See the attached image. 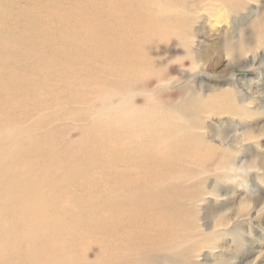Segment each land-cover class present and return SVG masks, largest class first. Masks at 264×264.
Instances as JSON below:
<instances>
[{
    "label": "rangeland",
    "instance_id": "rangeland-1",
    "mask_svg": "<svg viewBox=\"0 0 264 264\" xmlns=\"http://www.w3.org/2000/svg\"><path fill=\"white\" fill-rule=\"evenodd\" d=\"M102 1L0 0V264H264V0ZM119 78L138 93L103 108ZM128 109L187 142L114 162ZM125 163L162 181L116 193Z\"/></svg>",
    "mask_w": 264,
    "mask_h": 264
},
{
    "label": "bare ground",
    "instance_id": "bare-ground-1",
    "mask_svg": "<svg viewBox=\"0 0 264 264\" xmlns=\"http://www.w3.org/2000/svg\"><path fill=\"white\" fill-rule=\"evenodd\" d=\"M102 1V0H101ZM119 1V0H118ZM189 1H190V6L191 7H198V6H200V7H202L204 10H207V9H209V8H212V6H214L215 5V3L216 2H221V1H224V0H182V2H183V5H185V7H186V5H188L189 6ZM103 2V1H102ZM180 2V1H179ZM104 3H106V2H104ZM162 4H165V3H161V5ZM181 4V6H182V3H180ZM156 5V4H155ZM157 5H158V3H157ZM167 5V4H166ZM169 6H171V5H169ZM177 6H179L178 4H177ZM180 6V7H181ZM97 6H95V8H96ZM105 7V6H104ZM184 7V6H183ZM107 8V7H106ZM173 8H175V7H173ZM187 8V7H186ZM97 9V8H96ZM163 9V8H162ZM169 9V8H168ZM181 9H183V8H181ZM116 10V9H115ZM120 10V9H119ZM174 10V9H173ZM176 10H179V9H176ZM112 11V10H111ZM114 11V10H113ZM187 11V10H186ZM178 14V13H177ZM111 15V14H110ZM130 16V15H129ZM1 17V16H0ZM112 17V16H111ZM178 17V16H177ZM176 18V17H175ZM2 19V18H1ZM106 19V18H105ZM136 19H138L137 17H136ZM177 19V18H176ZM129 20H130V18H129ZM177 20H179V22H177L176 24H179L180 23V20L181 19H177ZM108 21V20H107ZM111 21V20H110ZM135 23V22H134ZM140 24L139 25H141V22H139ZM175 24V23H174ZM176 24H175V26H176ZM182 24V23H181ZM187 24V23H186ZM168 25V24H167ZM170 25V24H169ZM172 26H173V24H172ZM187 26V25H186ZM111 28V27H110ZM147 28V27H146ZM182 29H183V27H182ZM129 31L131 32V30L129 29ZM184 31V30H183ZM127 32V31H126ZM157 32V31H156ZM164 31H161V33H163ZM180 32V31H179ZM188 32V31H187ZM186 32V35L188 34ZM120 33V32H119ZM145 33V32H144ZM155 33V32H154ZM168 33H170V32H168ZM126 34V33H125ZM134 34V33H133ZM146 34V33H145ZM156 34V33H155ZM159 34V33H158ZM5 35V34H4ZM120 35V34H119ZM130 35V34H129ZM143 35V34H142ZM182 35H184V34H182ZM181 35V36H182ZM185 35V36H186ZM190 35V34H189ZM123 36H124V34H123ZM122 36V37H123ZM132 36V35H131ZM148 36V35H147ZM145 37V36H144ZM154 37H155V35H154ZM161 37H163V36H161ZM188 37V36H187ZM129 39H131L132 40V38H130V36H129ZM157 39H159V37H157ZM178 39V38H177ZM177 39H176V36H175V34H174V36H172V37H169V38H167V39H161V42L162 43H165L164 44V47H165V49H164V52L162 53L163 55H161L160 57H157V56H155V57H153V58H150V56L149 57H146V55L145 56H143L142 58H144V59H146V62H152V63H155V64H157V63H159L160 62V59H162V61L163 62H165V61H167L168 59H169V57H170V55H171V51H173V50H176V49H180V50H184V51H187V50H189V49H187L186 47H183L184 45L182 44V43H179V42H177ZM128 40V39H127ZM130 40V41H131ZM133 40H135V39H133ZM121 40L119 39V42H120ZM148 41H149V39H148ZM122 42V41H121ZM185 42V41H184ZM127 43H128V41H127ZM131 43H133V42H131ZM135 43V42H134ZM133 43V44H134ZM137 43V42H136ZM188 44V43H187ZM125 45H127V44H125ZM158 45V44H157ZM163 45V44H162ZM136 46V45H135ZM187 46V45H186ZM156 47V46H155ZM189 47V46H188ZM126 49V48H125ZM130 49L132 50L133 48H131L130 47ZM134 50H136V49H134ZM129 51V50H128ZM125 52V51H124ZM134 52V51H133ZM181 52V51H180ZM140 53V52H139ZM138 53V54H139ZM182 53V52H181ZM178 54V53H177ZM184 54V53H183ZM141 56V55H140ZM171 60V59H170ZM112 63V62H111ZM118 63V62H117ZM169 64V63H168ZM196 68H201V66H199L198 64H194L192 67H190V68H183L182 70H181V74L182 75H186L187 73H191V72H193V70H195ZM125 71V70H124ZM163 73V72H162ZM120 75V74H119ZM122 75V74H121ZM120 75V76H121ZM156 75H158V74H156ZM160 75V74H159ZM123 76H125L126 77V74L125 75H123ZM167 77V76H166ZM165 76H163V74L161 75V79H159L158 80V84H162V85H166L167 86V84L170 82V81H172V79H167ZM120 79H123V78H119L118 80H116V81H114V82H110V81H104L102 84L103 85H111V86H113L112 88H113V92H112V95L110 96H105V99L108 101V99L110 98V97H118V99H119V101H118V103L116 104V106H112V107H108L107 105H105V106H103V108H108V109H112V110H116L117 108H119L121 105L120 104H122V103H126V102H128V101H130V100H132V98H133V96L131 95L132 93H134V92H137L138 93V91H134V89L132 88V83L133 82H129V81H126V80H124L123 79V81H120ZM131 83V84H130ZM131 85V86H130ZM168 85H170V83L168 84ZM171 85H173V81H172V83H171ZM189 85V84H188ZM163 88V87H162ZM161 89V88H160ZM141 91H143V92H147L148 90H141ZM140 91V92H141ZM153 95V94H152ZM133 101V100H132ZM100 102H102V101H100ZM115 102V101H114ZM101 104V103H100ZM103 104V103H102ZM136 113H135V111H134V109H128V110H126L125 111V113H120L117 117H115L114 119H115V121H113L112 123V125H111V130L112 129H115L116 130V128H118V126L119 125H123V126H127V125H131L130 127H126L125 128V133H119V134H114V135H111L110 137H111V140H112V142H113V144H114V142H115V144H116V146H114L115 148L114 149H112V157H113V159H114V162L116 161V160H118L119 158L121 159H123V157L124 158H128V155L129 154H123L124 152H122V151H120L119 149V146H117L118 145V142H119V144H121V143H123V142H126V144H121L123 147L124 146H126L127 144H131V142L132 143H134L135 145H137V144H142L141 146L139 145V147H140V150H138L139 151V153L140 154H144L143 152L144 151H146V153H148V152H150V150L153 152L154 150H156V149H159V147H160V149L161 148H163L161 151L159 150L158 151V157H161V155L163 154V152H164V154H166V156H167V154H168V156L170 155V154H175V150L176 149H174L173 148V145H175V144H178V143H180V144H183V143H186L187 142V138H181V137H179L178 135L176 136L175 134H174V130H173V127H174V123H171V122H166V123H164V124H162V126H159V127H161V129H159V130H156V129H154V130H152L151 128H145V127H142L140 130H139V128H137L138 130H137V132L138 133H136V134H133V132H136V129H133V132L131 133V128H132V126L134 127L135 126V120H134V115H135ZM167 118V117H166ZM170 121H172V120H170ZM161 124V123H160ZM188 129H190V128H188ZM162 130V131H161ZM184 130V129H183ZM129 131H130V134H128L129 133ZM177 131V130H176ZM183 132V131H182ZM188 132V131H187ZM192 132V131H191ZM190 132V133H191ZM178 134V133H177ZM181 134V133H180ZM187 134V133H186ZM190 135V134H189ZM92 137V136H91ZM90 137V138H91ZM94 137V136H93ZM105 137V136H104ZM109 136H108V139L110 138ZM100 138H101V135H100V137H99V141H101L100 140ZM93 140V139H92ZM94 140H96L95 139V137H94ZM93 140V141H94ZM102 142V141H101ZM103 142H104V140H103ZM102 142V143H103ZM106 142H108L107 140H106ZM100 143V142H99ZM88 144H89V142H88ZM101 144V143H100ZM109 143H107V145H108ZM114 144V145H115ZM107 145H106V147H107ZM134 145V148H136V149H138V146H135ZM100 146V145H99ZM129 146V145H128ZM128 146H127V148H128ZM110 147V146H109ZM193 147V146H192ZM96 148H98V147H96ZM126 148V147H125ZM194 148V147H193ZM99 149V148H98ZM108 149V148H107ZM195 149V148H194ZM97 150V149H96ZM100 151V150H99ZM129 151H131V147H130V150ZM97 152H98V150H97ZM101 153L102 152H104L103 150H101L100 151ZM125 152H126V149H125ZM191 152V151H190ZM195 152V151H194ZM201 152V151H200ZM99 153V152H98ZM154 154L156 153V152H153ZM123 154V155H122ZM157 154V153H156ZM104 155V154H103ZM107 155V154H106ZM152 155V154H151ZM168 156H167V158H168ZM193 156V155H192ZM191 156V157H192ZM99 157V156H98ZM103 157V156H102ZM111 157V156H110ZM139 157V156H138ZM153 157V156H152ZM100 158V157H99ZM136 158V157H135ZM174 158V157H173ZM155 159H157V158H155ZM169 159H171V160H173L171 157L169 158ZM178 161H179V159H178V157L176 158ZM191 159V158H190ZM196 159V158H195ZM99 160V159H98ZM107 160V159H106ZM159 160H160V158H159ZM158 160V161H159ZM163 160V159H162ZM167 160V159H166ZM165 160V161H166ZM192 160V159H191ZM198 160H200L199 158H198ZM125 161V160H124ZM126 161H127V159H126ZM157 161V162H158ZM165 161H164V163H165ZM176 161V160H175ZM177 161V162H178ZM202 161V160H201ZM204 161V160H203ZM161 162V161H160ZM163 163V164H164ZM174 163V162H173ZM176 163V162H175ZM174 163V164H175ZM204 164H205V162H203ZM166 164V163H165ZM171 164V163H170ZM170 164H167L168 166L170 165ZM130 165L131 164H120V166H121V168L124 170V171H126V172H124V173H119V172H117V178L118 179H120V181L118 180V181H116V183H115V190H116V193H118L119 192V189H121V187L122 188H124V189H130L131 187H133L134 185H136V184H138V186L139 185H143L144 187H148L149 185H150V178H152V180L154 179L155 180V183H160L159 181H162L161 179H159L158 178V175H156L155 176V173H154V175L153 176H151V175H149V174H147V175H141V177L138 175V178L139 179H137V181H135V180H133L132 179V175H130V173H131V171H132V168H130ZM153 165V164H152ZM157 165V164H156ZM166 165V166H167ZM201 165V164H200ZM132 166V165H131ZM151 166V165H150ZM155 166V165H154ZM165 166V165H164ZM157 167V166H156ZM162 167V166H161ZM170 167V166H169ZM178 167V166H177ZM176 167V168H177ZM152 168V167H151ZM173 168V167H172ZM154 169V168H153ZM171 169V168H170ZM175 170V169H174ZM179 170V169H178ZM170 171V170H169ZM176 171V170H175ZM174 171V172H175ZM150 172V171H149ZM171 172H172V170H171ZM153 173V172H152ZM168 174H169V172H168ZM181 175V174H180ZM162 176V175H161ZM129 177L132 179V181L129 179ZM147 177V178H146ZM165 177H166V175H165ZM167 177L169 178V175H167ZM167 179V178H166ZM130 180V181H129ZM179 180V179H178ZM163 181H164V178H163ZM166 181H169V180H166ZM171 181V180H170ZM174 181V180H173ZM129 182V183H128ZM177 182V181H176ZM149 183V184H148ZM166 183H168V182H166ZM169 184H171V182H169ZM173 185V184H172ZM184 185V184H183ZM156 186H157V184H156ZM156 186H154V187H156ZM159 186V185H158ZM140 187V186H139ZM143 187V188H144ZM177 187V186H176ZM181 188V187H180ZM184 188H185V185H184ZM135 189H137L136 188V186H135ZM140 189V188H139ZM183 189V188H182ZM187 189V188H186ZM178 190V189H177ZM185 190V189H184ZM124 191V190H123ZM140 191V190H139ZM179 193H180V191H179ZM182 193H183V190H182ZM185 193V192H184ZM181 194V193H180ZM117 196H118V194H116ZM126 198H128V197H126ZM126 203V202H125ZM143 203V202H142ZM123 204V203H122ZM125 205V204H124ZM155 209V208H154ZM126 226V225H125ZM119 229V228H118ZM118 229H116V230H118ZM129 229V228H128ZM115 230V231H116ZM123 230V229H122ZM124 231V230H123ZM122 231V232H123ZM158 231V230H157ZM119 232V231H118ZM120 233V232H119ZM147 233V232H146ZM33 237H35V235L33 236ZM149 237V236H148ZM147 237V238H148ZM157 237V236H156ZM160 237V236H159ZM158 237V238H159ZM162 237H160V239H161ZM115 239V238H114ZM116 240H118V239H116ZM152 241V240H151ZM156 242H158L157 241V239L155 240ZM147 242V241H146ZM153 243H154V241H152ZM148 243V242H147ZM146 243V244H147ZM115 244H116V242H115ZM125 244V243H124ZM150 244V243H149ZM152 244V243H151ZM127 245V244H126ZM156 245V244H155ZM119 246V245H118ZM149 246V245H148ZM131 247H133V246H131ZM130 247V249H128V250H130L131 251V248ZM146 247V246H145ZM145 247H144V249H145ZM150 247V246H149ZM148 247V248H149ZM152 247V246H151ZM150 247V248H151ZM156 247V246H155ZM122 248V247H121ZM128 248V247H127ZM127 248H125V250L127 249ZM147 248V247H146ZM135 249V248H134ZM143 248H141V250H142ZM154 249H156V248H154ZM116 250V249H115ZM119 250H120V248H119ZM147 250V249H146ZM150 250H152V249H150ZM122 251V250H121ZM117 252V251H116ZM123 252H124V250H123ZM149 252V251H148ZM118 254L120 253V251L119 252H117ZM131 253H133L132 251H131ZM117 254V255H118ZM121 254H123V253H121ZM128 254V253H127ZM125 255H126V253H125ZM131 255V254H130ZM114 256H116V255H114ZM119 256H120V254H119ZM118 256V257H119ZM127 256V255H126ZM132 256V255H131ZM130 256V257H131ZM133 256H134V253H133ZM118 257H115V259H118ZM125 257V256H124ZM126 259H128V257H125ZM133 258V257H132ZM131 258V259H132ZM135 259V258H134ZM134 259H132V260H134ZM129 260V259H128ZM143 260V259H142ZM141 261V260H140ZM141 262H143V261H141ZM140 262V263H141ZM150 263V262H149Z\"/></svg>",
    "mask_w": 264,
    "mask_h": 264
}]
</instances>
